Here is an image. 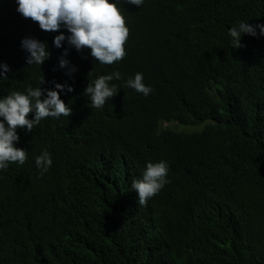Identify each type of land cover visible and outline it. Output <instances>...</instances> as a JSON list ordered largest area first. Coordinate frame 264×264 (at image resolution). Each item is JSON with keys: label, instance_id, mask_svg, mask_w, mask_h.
<instances>
[{"label": "trees", "instance_id": "1", "mask_svg": "<svg viewBox=\"0 0 264 264\" xmlns=\"http://www.w3.org/2000/svg\"><path fill=\"white\" fill-rule=\"evenodd\" d=\"M110 2L129 37L125 58L102 65L66 40L56 48L55 36L70 35L63 26L45 32L0 0V62L11 65L0 98L73 88L60 92L69 119L17 129L27 159L0 169V264H264V36L243 34L234 48L229 35L264 25V0ZM25 38L50 58L29 65ZM117 71V95L91 108L89 82ZM137 73L148 96L124 86ZM44 151L52 164L41 175ZM160 161L167 183L141 206L131 185Z\"/></svg>", "mask_w": 264, "mask_h": 264}, {"label": "clouds", "instance_id": "2", "mask_svg": "<svg viewBox=\"0 0 264 264\" xmlns=\"http://www.w3.org/2000/svg\"><path fill=\"white\" fill-rule=\"evenodd\" d=\"M18 5L17 16L23 22L29 19L38 23L45 32H59L63 26L70 35L65 37L63 33L55 36L53 44L61 48L66 40L67 44L74 47L77 52L90 49L91 57L102 65H112L123 60L126 56L125 44L129 37V29L126 20L117 5L110 0H9ZM123 2L141 6L143 0H123ZM25 18V19H24ZM264 36V25H251L240 23L238 27H232L229 35L232 37L234 48L242 47L240 40L243 34L250 36ZM19 39V38H18ZM18 42V41H17ZM22 48L29 53L27 63L29 65H42L50 58L46 50L47 44L34 38H25L21 42ZM67 49L60 58L59 66L65 68L69 61L65 59ZM11 65L6 61L0 62V77L9 71ZM77 69L73 66L71 75ZM91 71L89 72V74ZM88 74V75H89ZM113 78L121 79L117 71L111 75H101L89 82L84 95L89 97L91 108L101 109L106 102L119 92L116 85H109ZM43 76L40 85L44 84ZM125 87H129L148 96L152 89L143 83V74L137 73L134 79L126 81ZM28 88L27 94L15 91L6 97L0 98V169H4L9 163L23 165L27 159V151L16 147L20 137L17 129L26 128L32 132L42 119L51 117L59 119L61 116L69 119L72 109L60 98V92H71L73 88L56 83L55 89L45 87ZM46 95V96H45ZM42 97H44L42 99ZM34 114L33 119L29 115ZM36 166L41 169V175L47 172L52 164V159L47 151L36 157ZM168 164L165 161L149 162L142 178L133 181L131 187L138 194V203L146 206L147 202L157 195L167 183Z\"/></svg>", "mask_w": 264, "mask_h": 264}, {"label": "rangeland", "instance_id": "3", "mask_svg": "<svg viewBox=\"0 0 264 264\" xmlns=\"http://www.w3.org/2000/svg\"><path fill=\"white\" fill-rule=\"evenodd\" d=\"M161 123H162L163 127H171V128H174V129H183V130H185V129H190V130L194 129L191 126L185 127L186 125H183V124L178 123L176 121H171V122H167V121L163 122L162 121Z\"/></svg>", "mask_w": 264, "mask_h": 264}]
</instances>
